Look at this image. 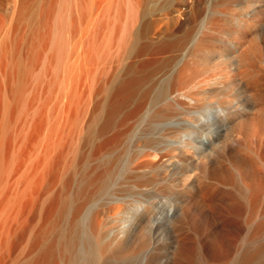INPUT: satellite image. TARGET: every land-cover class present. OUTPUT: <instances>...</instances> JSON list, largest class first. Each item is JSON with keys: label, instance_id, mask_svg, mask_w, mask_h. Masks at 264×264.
<instances>
[{"label": "rangeland", "instance_id": "1", "mask_svg": "<svg viewBox=\"0 0 264 264\" xmlns=\"http://www.w3.org/2000/svg\"><path fill=\"white\" fill-rule=\"evenodd\" d=\"M245 10L264 23V0H0V264L71 257L85 264L90 255L97 259L88 264H171L178 241L189 255L182 264H205L202 236L208 264H234L238 249L264 243V232L248 239L257 214L237 178L224 184L201 173L184 186L187 161L177 160L165 178L162 166L159 178L129 168L131 156L152 143L184 137L223 149L220 133L247 96H215L208 82L179 85L175 74L198 36L209 35L211 20L229 24ZM144 20L151 34L137 41ZM167 103L170 111L158 114ZM203 119L214 131L208 139ZM239 155L264 197V165L249 150ZM196 186L208 188L205 196L194 198ZM82 192L87 198L73 219ZM116 204L127 207L114 214ZM87 212L94 233L86 231ZM98 238L129 249L100 254ZM250 264H264V253Z\"/></svg>", "mask_w": 264, "mask_h": 264}, {"label": "bare ground", "instance_id": "2", "mask_svg": "<svg viewBox=\"0 0 264 264\" xmlns=\"http://www.w3.org/2000/svg\"><path fill=\"white\" fill-rule=\"evenodd\" d=\"M176 11L181 12L179 8ZM242 16H235L232 23L229 24L225 23L222 18L211 20L209 23V35L201 37L202 35L200 34L198 36L189 58L178 66L175 74L179 85L193 82L195 85L200 86L208 82V84L213 86L209 90L215 96L224 97L231 95L232 92L243 93V95L247 96V101H242V103H237L233 106L239 114L238 119L229 130H224L220 133L225 142H223V149L207 150L201 145L202 140L184 137L177 144L170 142L161 146L152 143L140 151H136L131 156L129 168L134 172L147 171L151 178H159L157 169L162 166L165 171L163 178H165L172 173V167L178 162L177 160H182L191 164V167L185 171L189 173L184 174V168L183 173H181V175H184L182 180L184 186L193 185V182L201 173L204 179L208 180L218 176L217 180L224 184H229L232 177L237 178L245 188V193L243 194L245 202L257 214L252 228L253 231L251 230L248 235V239H250L252 236L255 238L256 236L259 237V233L261 235L264 232V197L260 196L261 187L258 181L253 177H246L248 172L242 167L244 163L240 158L239 151L242 149L249 150L254 155L253 162L264 165V106H261L264 103V23L255 21L257 18L248 10H245ZM257 27L262 30H258ZM151 28L152 22L150 20L142 21L136 32V40L148 39L151 34ZM219 36L225 38L223 43L218 42L217 37ZM161 93H158L157 96ZM190 98L195 100L192 95H190ZM229 100L228 98L224 99L222 104ZM194 102L189 99L180 101L182 105L187 106L192 105ZM222 104L221 101L217 100L214 105L217 111H223L224 107ZM225 108L227 109V107ZM170 109L171 105L167 103L159 109L158 114L165 115ZM204 118H207V116L205 115ZM201 123L204 124L200 129L202 136L206 139L212 137L214 131L208 125L209 121L203 119ZM240 136L244 138L241 139ZM230 171L234 172V176H232ZM95 175L97 177V174H94L92 179L95 178ZM89 185L88 187L91 186ZM205 187H193L194 198H198L201 195L205 196L208 191V188L206 190ZM85 193L87 192L83 193L82 200L76 204L72 211L73 219H75L84 205L87 198ZM225 196L227 194L222 193L221 199H225ZM229 204L228 206L232 208L235 207L236 203L230 202ZM236 205V207L240 206ZM126 207H123V204H116L114 214H119ZM190 210L191 208H189L188 212ZM184 211L187 214V211ZM88 214L87 212L85 228L86 231L94 233L96 224L92 215ZM105 217H110L109 213ZM73 239H69L71 244L74 242ZM178 243L174 247L176 259L171 264H182L183 260L188 261L189 259L187 249ZM197 244L199 257L205 264H208L206 261L205 237H199ZM111 246L119 254L129 249L124 248V244L118 239ZM111 246L107 241L98 238L96 248L100 254H104ZM130 247L134 249V246ZM71 248L72 246L69 249ZM263 253L264 243L255 242L249 248L238 249L237 260L234 264H250ZM96 259L94 255L87 256L85 264L95 262ZM67 264H75V258H69Z\"/></svg>", "mask_w": 264, "mask_h": 264}]
</instances>
